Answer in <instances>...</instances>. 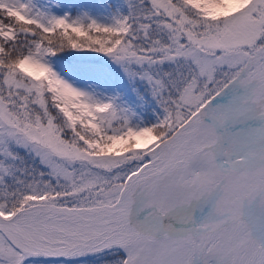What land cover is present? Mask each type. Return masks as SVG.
I'll list each match as a JSON object with an SVG mask.
<instances>
[{"label": "snow or ice", "instance_id": "6c2138e0", "mask_svg": "<svg viewBox=\"0 0 264 264\" xmlns=\"http://www.w3.org/2000/svg\"><path fill=\"white\" fill-rule=\"evenodd\" d=\"M0 264H264V0H0Z\"/></svg>", "mask_w": 264, "mask_h": 264}]
</instances>
